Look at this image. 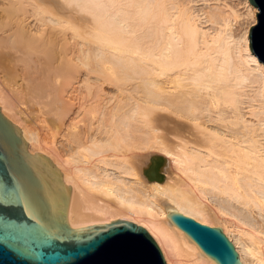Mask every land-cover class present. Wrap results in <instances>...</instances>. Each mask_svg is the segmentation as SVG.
Masks as SVG:
<instances>
[{"label": "bare ground", "instance_id": "1", "mask_svg": "<svg viewBox=\"0 0 264 264\" xmlns=\"http://www.w3.org/2000/svg\"><path fill=\"white\" fill-rule=\"evenodd\" d=\"M243 8L0 0V109L61 171L72 227L129 219L166 264L215 263L177 210L264 264V62L248 45L258 10Z\"/></svg>", "mask_w": 264, "mask_h": 264}, {"label": "water", "instance_id": "2", "mask_svg": "<svg viewBox=\"0 0 264 264\" xmlns=\"http://www.w3.org/2000/svg\"><path fill=\"white\" fill-rule=\"evenodd\" d=\"M249 1L258 11L248 45L264 62V0ZM27 145L0 109V264H166L155 239L132 220L72 227L70 186L47 156ZM167 216L216 264H241L221 227L177 210Z\"/></svg>", "mask_w": 264, "mask_h": 264}, {"label": "rangeland", "instance_id": "3", "mask_svg": "<svg viewBox=\"0 0 264 264\" xmlns=\"http://www.w3.org/2000/svg\"><path fill=\"white\" fill-rule=\"evenodd\" d=\"M224 1V0H223ZM225 2L226 3H228L229 5H232V6H234L235 8H237L238 10H239V12H243V10H244V8H243V0H225ZM246 20H240L239 21V23L241 24V25H238V24H236L237 26V28L238 29H241V27L243 26V25H245V22ZM243 24V25H242ZM168 167V166H167ZM169 170V171H168ZM171 171V169H170V166L167 168V172H170ZM196 220V219H195ZM198 221V220H197ZM202 223V222H201ZM203 224V223H202ZM209 226H217L216 224H213V225H209ZM226 235V234H225ZM229 239V238H228Z\"/></svg>", "mask_w": 264, "mask_h": 264}]
</instances>
